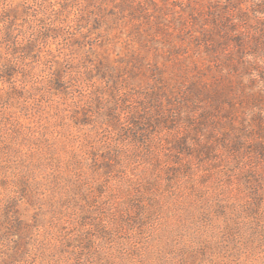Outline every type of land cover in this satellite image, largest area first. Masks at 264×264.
I'll return each mask as SVG.
<instances>
[{
	"label": "rangeland",
	"instance_id": "374dc122",
	"mask_svg": "<svg viewBox=\"0 0 264 264\" xmlns=\"http://www.w3.org/2000/svg\"><path fill=\"white\" fill-rule=\"evenodd\" d=\"M0 264H264V0H0Z\"/></svg>",
	"mask_w": 264,
	"mask_h": 264
}]
</instances>
